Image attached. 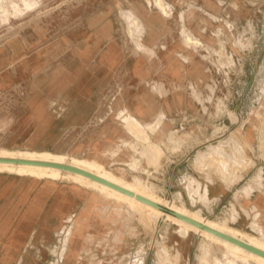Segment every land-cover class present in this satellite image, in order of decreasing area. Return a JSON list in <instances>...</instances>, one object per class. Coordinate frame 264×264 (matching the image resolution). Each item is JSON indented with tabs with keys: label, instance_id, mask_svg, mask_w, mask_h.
<instances>
[{
	"label": "rangeland",
	"instance_id": "374dc122",
	"mask_svg": "<svg viewBox=\"0 0 264 264\" xmlns=\"http://www.w3.org/2000/svg\"><path fill=\"white\" fill-rule=\"evenodd\" d=\"M128 8L141 13L142 40L155 52L136 49L137 34L123 17ZM136 62L141 69L133 70ZM176 67L189 77L201 72L199 91L215 94L218 109L258 112L264 120V0H0V149L96 163L165 207L145 221L129 202L69 176L52 180L0 168V205H15L29 185L43 187L37 201L17 206L18 222L29 226L52 189L21 264H259L169 215L187 209L263 242L264 236L161 197V153L149 154L142 137L126 132L112 140L105 131L109 122L126 131L119 112L129 99L184 90L167 82ZM181 130L183 124L170 139ZM54 194L57 212L49 221ZM0 232L1 249H9L14 232L6 225Z\"/></svg>",
	"mask_w": 264,
	"mask_h": 264
},
{
	"label": "crops",
	"instance_id": "0c3cea01",
	"mask_svg": "<svg viewBox=\"0 0 264 264\" xmlns=\"http://www.w3.org/2000/svg\"><path fill=\"white\" fill-rule=\"evenodd\" d=\"M147 28L152 27L148 25ZM140 63L136 62L133 70L141 69ZM193 74L195 76L190 78L191 74L184 67L173 68L167 73V82L183 85L184 90L180 93H167L159 100L152 95L138 96L127 102L126 107L141 120H147L145 122L155 121L161 115L160 126L154 131L148 129L152 140L161 147L163 177L159 193L161 197L173 199L208 218L246 231L255 232L251 223L256 221L264 232V120L258 112L246 117L237 108L218 109L215 94L199 91L197 84L200 82L195 80L203 74L195 70ZM253 81L251 78L248 80L249 83ZM218 120L221 121L218 123ZM179 124H183V130L179 138L172 141L170 133ZM110 125L107 124L105 131L112 140L129 132L120 124ZM232 136L236 140L230 141ZM134 143L137 145L138 142L134 140ZM135 151L137 155L139 151ZM233 165L238 168L232 169ZM32 187L29 185L20 192L15 205H0V228L9 226L15 236L13 246H9L8 254L4 256L7 248L1 249L3 233L0 232L1 264H13L15 261L21 264L25 259L21 251L31 241L30 236L43 217L45 202L51 197L52 189L43 196L42 209L33 216L29 226L24 220H16L20 215L16 216L17 206L22 205L23 210L41 196L43 187L37 191ZM2 195L0 192V197ZM53 198L48 211L49 221L57 212V195L54 194ZM37 260L33 255L31 261Z\"/></svg>",
	"mask_w": 264,
	"mask_h": 264
},
{
	"label": "bare ground",
	"instance_id": "6f19581e",
	"mask_svg": "<svg viewBox=\"0 0 264 264\" xmlns=\"http://www.w3.org/2000/svg\"><path fill=\"white\" fill-rule=\"evenodd\" d=\"M158 5L162 9L163 8V1H159ZM123 15H124L123 17L129 22V27H130L131 33L135 32L137 34L136 49L139 51H143L145 53L155 52L154 47L148 46L142 40L143 34L145 32V25H144V22H143L141 16L132 8L124 9ZM190 39H192V37H190ZM193 42L196 44L200 43L199 39H197V38L194 39ZM159 46L165 47V45L162 43ZM151 110H153V109H151ZM119 116H121L122 120L125 121L126 126H127L126 128L128 129V131L131 134H133L137 137H142L144 139V141H146L148 143V149H147L148 151L147 152L149 154H151L152 156H158L161 153L160 145L157 142L152 140L151 135L148 132V129H150L149 131H151V130L154 131L160 125L159 122L161 121V115L159 116V119H157L155 121L145 122L147 120H144V121L141 120V118L134 115L132 112H130L129 108H127L125 106L119 112ZM0 157L23 158V159H29V160H37V161H41V162L70 164L73 166H77L79 168H82V169L87 170L89 172H92L94 174H97V175H99V176H101L107 180L115 182L121 186H124L130 190H133L137 194H141L147 198H150L151 200H153L155 202L160 203L153 195H149V194L142 192L140 189L136 188V186L129 184L128 182L123 181L121 178L116 177V176L112 175L111 173L105 171L98 164L91 163L87 160H81L80 161L78 158L73 157L70 161H66L63 156L56 154L54 152L53 153L47 152V153L38 154V153H29V152H23V151L22 152H16L14 150H9V149H0ZM0 168L5 169V170H11V171H14V172L20 173V174L28 172V173L35 174V175H38L41 177H46V178L52 179V180H53V178L69 176V177L74 178L76 180L82 181V182L86 183L87 185H90V186H92L98 190H101L102 192L106 193L109 196H113L119 200L129 202L134 207V210H137L140 212V214L142 215V218L145 221H149L152 218V216H151L152 214L159 215V214L163 213V211L161 209H159L155 206H152L148 203H145V202L137 199L136 197L128 195V194H126V193H124L118 189L110 187V186L103 184L99 181L93 180L92 178L85 176L81 173L72 172L69 170H63V169L56 167V166H53V165L0 162ZM174 210L179 212V213H182L184 215L190 216L194 219H197L199 221H202V222L208 224L209 226H212V227H214L218 230H221V231H223L229 235H232L234 237L242 239V240L264 250V242L262 240H259L258 238H255L256 236L252 237L250 235H245V234L239 232V230H237V229L235 230V229L228 227V226L218 225V224L212 223L210 221H206V220L202 219V217H200L199 215L190 213L189 211H187V209H179V208L176 209L175 208ZM130 211H131V209H130ZM169 216H171L174 220H176L177 223H179L183 229L200 230L206 236L213 239L214 241L222 243L233 254L240 256L243 261L248 262L250 259H253V260L257 261L259 264H264V256H261L259 254L254 253V252H251V251H249V250H247V249H245V248H243V247H241L235 243H232V242H230L224 238H221V237H219V236H217V235H215V234H213L207 230H204L200 227H197V226L179 218L176 215H169ZM8 250L9 249L5 250L4 256H7Z\"/></svg>",
	"mask_w": 264,
	"mask_h": 264
},
{
	"label": "water",
	"instance_id": "95a60500",
	"mask_svg": "<svg viewBox=\"0 0 264 264\" xmlns=\"http://www.w3.org/2000/svg\"><path fill=\"white\" fill-rule=\"evenodd\" d=\"M0 162L53 165V166L59 167V168H61L63 170H69V171H72V172L81 173V174H83L85 176H88V177L92 178L93 180L99 181V182H101L103 184H106V185H108L110 187L118 189V190H120V191H122V192H124V193H126L128 195L134 196L137 199H139V200H141V201H143L145 203H148V204H150L152 206H155V207H157V208H159L161 210L165 209V207L162 204H160L158 202H155V201L151 200L150 198H147V197H145V196H143L141 194H137L133 190H130V189L124 187V186H121V185L115 183V182L107 180V179H105V178H103V177H101V176H99L97 174H94L92 172H89L87 170H84L82 168H79L77 166H73V165H70V164H59V163L41 162V161H37V160H29V159H23V158H4V157H0ZM170 212L172 214L178 216L179 218H181V219H183V220H185V221H187V222H189V223H191V224H193V225H195L197 227H200V228H202L204 230H207V231H209V232H211V233H213V234H215V235H217V236H219L221 238H224V239H226V240H228V241H230L232 243H235V244H237V245H239V246H241V247H243V248H245V249H247V250H249L251 252H254L256 254L264 256V250L263 249H261L259 247H256V246H254V245H252V244H250V243H248V242H246V241H244L242 239H239L237 237L229 235V234H227V233H225V232H223L221 230H218V229H216V228H214L212 226H209L208 224H206V223H204L202 221H199L197 219H194V218H192L190 216L184 215V214L179 213L177 211L171 210Z\"/></svg>",
	"mask_w": 264,
	"mask_h": 264
},
{
	"label": "built area",
	"instance_id": "2783aa9c",
	"mask_svg": "<svg viewBox=\"0 0 264 264\" xmlns=\"http://www.w3.org/2000/svg\"><path fill=\"white\" fill-rule=\"evenodd\" d=\"M251 224H252V227H253L255 233H257L260 236H264V233H262V231L260 230V226H259L258 222L252 221Z\"/></svg>",
	"mask_w": 264,
	"mask_h": 264
}]
</instances>
